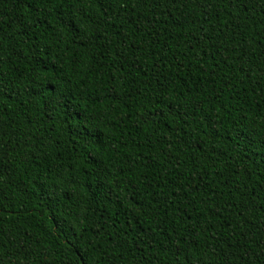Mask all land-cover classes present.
I'll return each mask as SVG.
<instances>
[{
    "label": "trees",
    "instance_id": "trees-1",
    "mask_svg": "<svg viewBox=\"0 0 264 264\" xmlns=\"http://www.w3.org/2000/svg\"><path fill=\"white\" fill-rule=\"evenodd\" d=\"M0 264H264V0H0Z\"/></svg>",
    "mask_w": 264,
    "mask_h": 264
}]
</instances>
